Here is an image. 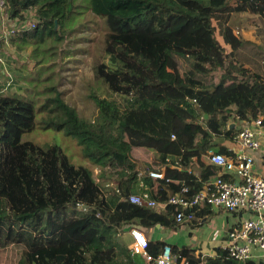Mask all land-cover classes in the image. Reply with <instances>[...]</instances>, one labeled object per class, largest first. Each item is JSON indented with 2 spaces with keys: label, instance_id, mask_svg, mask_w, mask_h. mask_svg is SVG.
Returning <instances> with one entry per match:
<instances>
[{
  "label": "trees",
  "instance_id": "obj_1",
  "mask_svg": "<svg viewBox=\"0 0 264 264\" xmlns=\"http://www.w3.org/2000/svg\"><path fill=\"white\" fill-rule=\"evenodd\" d=\"M7 3L11 20L21 23L32 13L36 21L20 38L42 33L60 41L74 0ZM91 6L108 29L94 74L112 98L95 96L99 117L87 122L56 92L44 102L42 127L76 140L93 166L116 163L95 177L61 146L23 141L35 128V107L0 97V264H147L122 241L127 227H173L177 208L162 214L132 204L138 173L164 175L148 182L154 200L191 197L219 170L209 152L229 154L225 143L237 138L240 123L264 119V0H91ZM236 13L257 17L255 40H243L230 25ZM117 96L126 97L130 112ZM169 157L181 169L167 167ZM195 212L203 218L211 208ZM165 246L150 241L149 251L158 256ZM171 247L190 264L202 261L191 247ZM218 255L233 264L227 252Z\"/></svg>",
  "mask_w": 264,
  "mask_h": 264
},
{
  "label": "rangeland",
  "instance_id": "obj_2",
  "mask_svg": "<svg viewBox=\"0 0 264 264\" xmlns=\"http://www.w3.org/2000/svg\"><path fill=\"white\" fill-rule=\"evenodd\" d=\"M26 15L27 20L20 23L11 20L8 13L7 22L0 25V97L12 102L18 99L29 101L35 107V128L23 135V141L41 147L59 145L73 165L91 168L98 177L99 166H93L85 158L77 141L64 132L43 129L42 120L47 117L43 110L44 102L56 92L61 93L64 101L87 122H94L99 117L95 96L112 98L106 84L96 79L94 74L96 62L104 54L108 32L105 18L92 11L91 0H74L72 15L60 41L42 33L23 40L19 35L33 31L35 28H29L36 25L33 14ZM237 19L238 35L243 40L252 36L251 26L255 23L250 21V27L246 28L245 18L240 16ZM241 29L245 32L240 33ZM217 37L222 41L218 31ZM116 98L124 104L126 112L131 110L126 97ZM122 241L128 245L132 239L124 235Z\"/></svg>",
  "mask_w": 264,
  "mask_h": 264
},
{
  "label": "built area",
  "instance_id": "obj_3",
  "mask_svg": "<svg viewBox=\"0 0 264 264\" xmlns=\"http://www.w3.org/2000/svg\"><path fill=\"white\" fill-rule=\"evenodd\" d=\"M8 11L7 0H0V25L7 22ZM34 28L35 25L29 30ZM14 30L15 28L12 33ZM263 138L264 119L243 121L229 154L209 152L210 163L221 172L216 173L205 184H201L198 193L191 197L177 194L167 202L154 200L148 194H134L130 197V202L140 207L159 210L163 214L168 213L169 206L177 208L175 224L179 228L194 223L200 224L202 218L197 216L195 211L206 206H210L214 212L245 213L248 218L228 234L229 240L221 250L228 253L233 264L264 262V176L256 174L253 155L260 151ZM225 175H229L231 179L227 180ZM148 177L163 179L164 175L151 171ZM188 192L189 189L184 190V194ZM130 237L131 255L141 257L147 264H190L188 260L175 255L170 245H166L160 255L154 256L149 251V238L137 227H131Z\"/></svg>",
  "mask_w": 264,
  "mask_h": 264
},
{
  "label": "crops",
  "instance_id": "obj_4",
  "mask_svg": "<svg viewBox=\"0 0 264 264\" xmlns=\"http://www.w3.org/2000/svg\"><path fill=\"white\" fill-rule=\"evenodd\" d=\"M240 16L245 18V24H247L246 28L250 27L249 26L250 21L255 23L251 26V30H253V35L250 37L247 36L246 38H244V40L251 41L256 39L255 31L258 26L257 17L247 14L244 15H240L238 13L233 14L231 17L230 25L234 27L238 32L239 29H237V25H238L237 18ZM234 19L236 20V25L234 24L235 23ZM242 32L245 31L241 29L240 33ZM225 145L228 148V152H230L234 147V141L226 142ZM253 155L255 157L256 174L264 176V138L262 139L261 142L260 151L253 153ZM153 156L158 158V155L156 153H153ZM179 162H180L179 159L175 157H169L165 163L166 166L169 168L181 169L179 167ZM115 163H116L115 158H109L103 161L102 163L98 164L100 173L104 169L112 168ZM127 165L130 168H132L134 165V161L133 160L127 161ZM218 172H221L220 169L218 170ZM141 174L142 176H140ZM150 180L151 178H149L148 175L140 171L138 173L137 182L132 186L131 189L132 195L148 194L152 197L155 193V188L149 185L148 182ZM174 181H176V179H174ZM115 189L117 190V187H115ZM156 211L163 214V212L159 210ZM247 218L248 215H246L245 213L230 214L225 212H214L211 210V213L204 215V217L201 219L200 224L194 223L184 228H179L176 226V224L173 227H164L161 224H157L156 226L152 227L150 225L141 222H138L137 227L147 235L150 241L157 243H164L165 245H170V246L191 247L196 250V255H201L202 257L201 263L222 264L220 261H218V260H222V258L218 255V251L221 250V247L229 240L228 234L234 228H236L243 220ZM127 228L128 229L126 235L130 237L131 228L130 227ZM129 244L126 245V247L130 252Z\"/></svg>",
  "mask_w": 264,
  "mask_h": 264
},
{
  "label": "water",
  "instance_id": "obj_5",
  "mask_svg": "<svg viewBox=\"0 0 264 264\" xmlns=\"http://www.w3.org/2000/svg\"><path fill=\"white\" fill-rule=\"evenodd\" d=\"M205 118H208V115H205ZM234 127V125H232V128Z\"/></svg>",
  "mask_w": 264,
  "mask_h": 264
}]
</instances>
